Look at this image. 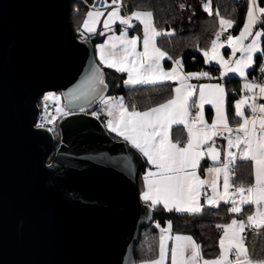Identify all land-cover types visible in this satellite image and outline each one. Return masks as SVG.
Here are the masks:
<instances>
[{
    "label": "water",
    "instance_id": "water-1",
    "mask_svg": "<svg viewBox=\"0 0 264 264\" xmlns=\"http://www.w3.org/2000/svg\"><path fill=\"white\" fill-rule=\"evenodd\" d=\"M70 1L0 0V264H136L153 221L139 198L145 159L89 113L108 85ZM49 92L67 113L57 135L37 127Z\"/></svg>",
    "mask_w": 264,
    "mask_h": 264
},
{
    "label": "snow or ice",
    "instance_id": "snow-or-ice-1",
    "mask_svg": "<svg viewBox=\"0 0 264 264\" xmlns=\"http://www.w3.org/2000/svg\"><path fill=\"white\" fill-rule=\"evenodd\" d=\"M112 3L116 7L107 13L108 18L103 21L104 28L110 30L112 23L117 20L126 28L119 36H110L104 44L97 46L101 63L108 68H115L117 72H126L128 79L124 81L125 85L178 82V86L172 90L174 96L144 111L137 110L135 105L126 106L123 98L99 96L106 105L109 117L107 129L122 137L155 169L149 170L143 177L145 190L141 193V200L149 203L151 208L162 204L165 211L188 215L201 214L206 206L219 208L221 203L229 205V213L236 214H241L245 205L255 207V211L247 215L246 219L233 218L230 223L216 225V229H222L223 234L219 239V255L214 259H204L201 246L191 236L171 235L172 224L169 221L167 227L160 228L158 256L145 264H165L169 253L171 264H264V260H254L246 245L248 231L257 236L264 233V103L257 102L258 99L264 100V83L245 80L241 92L253 94L241 95L235 102V115L241 122L236 128L231 127L225 109L226 90L223 85L197 86L189 83L192 79L208 77L209 73H185L182 61L178 58L173 60L170 71L162 67L161 61L172 57L157 47L156 40L162 35H174V31L157 30L151 11L135 10L128 16H121V0H112ZM202 6L210 16L213 15L210 0ZM101 15L103 12L100 10L87 12L82 28L88 33L96 32L95 25ZM216 15L219 17V30L211 41V48L203 51L205 63L208 64L210 60L218 63L222 69L221 77L235 73L244 78L245 69L253 65L252 54L261 51L259 38L262 33L253 32L252 29L258 23H264V7H260L257 0H247L246 18L240 34L235 37L227 35L225 43L232 49V54L241 53L235 61L223 58L220 54L223 44L218 43L223 33L233 27L234 21L219 16L218 12ZM133 19L143 25L142 52L137 51L139 38L128 36L127 29L133 27ZM249 36L252 37L251 43L245 44ZM261 72H264V65ZM93 80L102 86L100 92L106 89L102 74L95 68ZM197 87L198 99L194 96ZM206 104L215 109L210 124L204 117ZM193 107L197 109L195 114L192 113ZM246 109L250 115L246 114ZM80 110L84 111L83 108ZM92 115L98 116V113ZM45 119L47 123H52L56 118ZM174 125H183L186 129V143L171 139L170 132ZM37 127H44V124H38ZM217 137L227 140L225 149L215 147ZM205 156L211 159L213 165L219 164L206 169L212 177L210 181L201 179L197 174V168ZM240 162H251L254 183H235L233 178ZM221 176L222 191L217 183ZM206 185L211 195L204 191ZM201 197L204 199L203 204ZM156 226L160 227L159 224ZM169 240L172 241L170 246Z\"/></svg>",
    "mask_w": 264,
    "mask_h": 264
},
{
    "label": "trees",
    "instance_id": "trees-1",
    "mask_svg": "<svg viewBox=\"0 0 264 264\" xmlns=\"http://www.w3.org/2000/svg\"><path fill=\"white\" fill-rule=\"evenodd\" d=\"M121 1L123 5L121 9L122 13H131L135 10L151 11L153 13V24L157 30H163L164 32L174 31V35L157 37V46L166 52L168 56L180 59L185 73L205 71L209 73L207 77L209 81L223 83L226 90L225 109L229 117V123L231 125L238 124L240 119L235 115L234 103L242 93L241 80L235 77L221 80L219 78V67L206 64L201 51L203 48L206 49L209 47L215 33L219 29L217 12L219 16L234 21V25L228 29L227 35L237 34L244 22L247 0H210L211 11L213 12L211 16L202 6L204 3L209 2V0ZM90 2L91 0H71L69 22L78 36L90 40L95 46L96 43L102 41L103 35L99 32L85 36L80 34L84 17L83 13L88 9ZM257 3L260 7L264 6V0H257ZM181 4L184 5L183 8L180 7ZM256 28L260 29L263 33L262 51L255 56L254 67L247 73L249 80L255 77L257 70L261 69L264 63V23H258ZM119 29V25H116L114 28L115 31ZM140 29L139 23L134 22L133 27L129 28V33H140ZM163 64L166 68L170 67L171 59H166ZM102 69L104 70L108 85L106 97L120 96L128 107L135 105L137 110L144 111L165 102L172 96L174 86L172 83L165 82L157 85L128 87L124 83L125 74L106 67H102ZM41 98L38 100L39 107L41 106ZM100 104L93 109H98ZM206 112L210 115V108H206ZM97 117L103 122L101 112H99ZM53 133L55 135L58 133L57 121L55 122ZM175 133V128H173V134L175 135ZM109 134L114 139L120 140L111 133ZM178 135L180 136V140L184 139L183 130ZM57 145L58 141L55 147ZM205 163H207L206 160H204L202 165L204 166ZM146 165L147 163L145 161V165L138 176L139 191L141 187L140 175ZM233 179L236 184L242 181L251 183V163L240 162ZM228 207L229 205L223 203L220 204L219 208H209L206 206L204 211L198 215L165 211L161 205L152 208L153 221L148 227L141 230L139 241L134 247L136 264L147 262L157 257L160 228L167 227V222L169 221L172 224V234L191 236L201 246L204 259L215 258L219 254L218 240L222 231V229L218 231L216 225L230 223L233 218L246 219L247 215L251 214L253 209L252 206H245L241 214H236L229 213ZM157 224H159V228L156 226ZM246 245L254 260H264V233L257 236L248 231Z\"/></svg>",
    "mask_w": 264,
    "mask_h": 264
},
{
    "label": "rangeland",
    "instance_id": "rangeland-1",
    "mask_svg": "<svg viewBox=\"0 0 264 264\" xmlns=\"http://www.w3.org/2000/svg\"><path fill=\"white\" fill-rule=\"evenodd\" d=\"M121 2H122V1H121ZM111 5H114V4L112 3V0H91V2L88 4V6H89L88 9H86L85 12L83 13L84 17H83V20H82V24H83V21L86 19V14H87V12H89V11H95V10H100L101 12H103V15H101V16L99 17V22L95 25V27H96V32H94V33L99 32L100 34L103 33V39H102V41L96 43L95 46H94V48H95V56H96V59H97L99 65H101L102 67H104V66H106V65L103 64V63H101V61H100V56H99V53H98V51H97V46H98V45H102V44H104L105 41L108 40L110 36H113V35H115V36H119V35H120V32H121L122 30H125V28H126L125 25L120 24L119 20H117V21H115L114 23H112L110 30H106V29L104 28L103 21H104L105 19L108 18V17H107V13L109 12L107 7H108V6H111ZM246 13H247V6H246ZM246 13H245V18H246ZM124 14H126V15L128 16V15H130L131 13H124ZM83 15H82V16H83ZM120 15H121V16H124L123 13H120ZM245 18H244V22H245ZM134 22H138V23H139L140 28H141V29H140V33H132V34H131V33H129V29H127V31H128V36H129V38H131V37H138V38H139V39H138V43H137V51L142 52V51H143V43H142V38H143V25L140 24V22H139L138 20L133 19V20H132V24H134ZM244 22H243V25H244ZM82 24H81V31L83 30L85 33L89 34L88 32H86V31L82 28ZM116 25H119V26H120V29H119L118 31H115V30H114V28H115ZM243 25L241 26V28H240V30L237 32V34L232 35V36H234V37H235V36H238V35L240 34L241 29L243 28ZM252 31H253V32L260 31V32L262 33V31H261L260 29H257L256 26L252 29ZM90 34H93V33H90ZM262 36H263V33H262L261 37L259 38V46H260L261 51H262ZM226 38H227V37H226ZM213 39H215V38H213ZM251 40H252V37L249 36L248 39H246V40L244 41V43H245V44L251 43ZM225 41H226V39H225V40L222 39V40H219V41H218V43L223 44V47L220 48V54L223 56V58H224L225 60H230V61H235L236 59H239L240 56H241V53H240V52H236L235 55H233V54H232V49L228 47V45H227V43H225ZM157 47H158V46H157ZM210 48H211V44L209 45L208 48H206V49L203 48L202 51H201L202 54H203V51H204V50H207V49H210ZM161 50H162V49H161ZM261 51H259V52H254V53L252 54V57H253V65H252L251 68L245 69V74H246V75H245L244 78H241L238 74H235V73H229L227 76H225V77H221V71H222L221 66H220L218 63H216L214 60H210V62H209L208 64H211V65H214V66L219 67V69H220L219 78H220L221 80L228 79V78H230V77L239 78V79L241 80V89H242V85L245 83V80L249 81V79L247 78V73H248L249 70H251V69L254 67V64H255V56H256L258 53H260ZM210 55H211V53H210ZM203 57H204V55H203ZM174 59H177V58H172V59H171V66H170V67H167V68H166V67L164 66V64H163L164 61H165L166 59L161 61L162 67L165 69V71H170V70L172 69V67H173V60H174ZM204 60H205V57H204ZM263 65H264V63H263ZM114 70H115V69H114ZM115 71H116V70H115ZM120 73L125 74L124 81L128 79V74H127L126 72H120ZM167 82H169V83H174V84H175V85L173 86V89H174L175 87L178 86V82H177V81H167ZM217 82H218V81H217ZM164 83H165V82H164ZM189 83L194 84V85H197V86H199L200 84H221V82H220V83H216V82L209 81V80L207 79V77H201V78L198 79V80H197V79H192V80L189 81ZM221 85H223V83H222ZM223 86H224V85H223ZM244 94L252 95L251 93H241V95H244ZM174 95H175V93L172 92V96H174ZM241 95H240V97H239L237 100H239V99L241 98ZM172 96H171V97H172ZM194 96L196 97V99L199 98L198 87H197V89H196L195 92H194ZM45 97H49V99H45ZM108 97H111V96H107V97H105V98H108ZM171 97H170V98H171ZM114 98H121V97L119 96V97H114ZM170 98H169V99H170ZM237 100H236V101H237ZM236 101H235V102H236ZM263 101H264V100H263ZM225 104H226V98H225ZM234 105H235V103H234ZM154 107H155V106H154ZM206 107H210V108L212 109V116H211V117L208 116V114H207V112H206ZM51 109L54 110L56 118L59 117V116H61V115L65 112V110H64L63 107H62V100H61V97H60V95H59L58 93H56V92H49V93L44 94V95L42 96V98H41V106H40L41 116H40V119L38 120L37 124H42V123H43L42 120L45 118V116H46V114H47V111H48V110H51ZM57 109H62L63 111L58 113ZM99 109H100V108H99ZM196 111H197V109H196L195 107H193V109H192V113L195 114ZM92 113H94V111H93ZM90 114H91V113H90ZM214 116H215V109L212 108L211 105H207V104L204 105V117H205V120H206L209 124L211 123V121H212V119H213ZM238 118H239V117H238ZM240 122H241V121H240ZM240 122H239V123H240ZM239 123H238V124H239ZM238 124H236V125H231V124L229 123V125H230L231 127H233V128H236V127L238 126ZM173 128H175V131H176L175 135L173 134ZM173 128H172V130H171V132H170V137H171V139H172L174 142L179 141L181 144L186 143V141H187L186 132H187V131H186V129H184L183 125H178V126H177V125H174ZM182 130L184 131V139H183V140H180V136H179L178 134L181 133ZM109 133H110V132H109ZM112 133H113L112 135H113L114 137L119 138V139L121 140L120 136H117L114 132H112ZM219 139H220V137L217 138V141H219ZM215 141H216V140H215ZM224 141H225V143H224V149H225V148L227 147V140L224 139ZM232 150H235V149H232ZM142 157H143V156H142ZM143 158L145 159V157H143ZM203 160H205V157H204ZM201 164H203V162H202ZM208 167H209V164H207V163H205L204 166L201 165L200 167H198L199 175H200V176H202V175L204 176V172H206V168H208ZM146 170H147V169H146ZM148 170H149V169H148ZM148 170H147V171H148ZM201 170H203V174H202V171H201ZM206 173H207V172H206ZM141 176H142V174L140 175V177H141ZM208 179H209V177L207 176V177H206V180H208ZM140 196H141V194H139V198H140ZM140 200H141V198H140ZM141 201H142V200H141ZM142 202H144V201H142ZM144 203H145V202H144ZM254 211H255V207L253 206L252 212H254Z\"/></svg>",
    "mask_w": 264,
    "mask_h": 264
},
{
    "label": "crops",
    "instance_id": "crops-1",
    "mask_svg": "<svg viewBox=\"0 0 264 264\" xmlns=\"http://www.w3.org/2000/svg\"><path fill=\"white\" fill-rule=\"evenodd\" d=\"M116 5H111V6H108L107 8H108V11L110 12L111 10V8H113V7H115ZM264 7V6H263ZM120 13H122L121 12V10H120ZM123 15L124 16H127L126 14H124L123 13ZM81 32H84L83 30L82 31H80V34H81ZM90 34V33H89ZM85 35H88L87 33H85L84 32V35L83 36H85ZM104 67H106V68H108L107 66H104ZM110 69H115V68H110ZM212 82H216V83H220V82H217V81H212ZM169 83V82H168ZM173 85H175L174 83H172ZM222 84V83H221ZM140 85H145V84H140ZM140 85H126V86H128V87H133V86H140ZM112 98H114V97H112ZM125 103V102H124ZM125 105H126V103H125ZM99 108H100V111H101V113H102V116H103V122H104V125H105V127H106V121L109 119V117H108V115H107V109H106V105L105 104H103L102 102H101V104H100V106H99ZM206 108H210V107H206ZM103 110V111H102ZM210 110H211V113H210V115H208L209 117H211L212 116V109L210 108ZM245 112H246V114L247 115H250V112L246 109L245 110ZM248 112V113H247ZM236 125V124H235ZM106 129H107V127H106ZM108 130V129H107ZM108 132H110L109 130H108ZM111 134H113L112 132H110ZM186 136H187V132H186ZM121 138V140H123V138L122 137H120ZM218 138V137H217ZM217 138L215 139L216 141H215V147H217L218 149H221V150H223L224 149V143H225V141H224V138H222V137H220V139H219V141H217ZM232 151H235V150H232ZM205 160L207 161V164H209V167H211V166H219V164H217V165H213V164H210L209 162H208V160H207V156H205ZM145 161H146V163H147V160H146V158H145ZM202 162H204V160L202 159V161H201V163ZM251 163V162H250ZM202 165V164H201ZM149 169V170H151V171H155V169L151 166V165H149L148 163H147V165L145 166V168L143 169V171H142V176H141V187H140V191H139V194H141L145 189H144V180H143V177H144V175L149 171H147V170ZM207 169V168H206ZM202 171V174H203V170H201ZM197 174L199 175V171H198V168H197ZM200 176V175H199ZM209 177V181L212 179V177H211V175L210 174H208V173H206V172H204V176L202 175V176H200L201 177V179H205L206 180V177ZM217 183H218V186H220V189H221V191H222V176L220 177V179L217 181ZM251 183H254V176L252 175V182ZM204 191H206V192H208V194L209 195H211V191H210V189L208 188V186L206 185L205 186V188H204ZM201 203L203 204L204 203V199H203V197H201ZM147 204H149V203H147ZM161 206H163L162 204H160ZM245 206H248V205H245ZM244 206V207H245ZM243 207V208H244ZM252 208H253V206H252ZM223 234V230L221 231V234H220V236ZM171 235H180V234H172L171 233ZM183 236H187V235H183ZM219 239H220V237H219ZM169 246L171 245V243H172V241L171 240H169ZM218 246H219V240H218ZM158 254H159V244H158ZM219 255V254H218ZM158 256V255H157ZM231 258V257H230ZM214 259V258H213ZM256 261H258V260H256ZM139 264H145V262H142V263H139ZM165 264H171V261H170V253H169V259H167L166 261H165Z\"/></svg>",
    "mask_w": 264,
    "mask_h": 264
},
{
    "label": "built area",
    "instance_id": "built-area-1",
    "mask_svg": "<svg viewBox=\"0 0 264 264\" xmlns=\"http://www.w3.org/2000/svg\"><path fill=\"white\" fill-rule=\"evenodd\" d=\"M116 7V6H115ZM114 8V7H113ZM113 8H111L110 10L112 11V9ZM122 9V7L120 8V10ZM219 30V29H218ZM217 30V31H218ZM227 31H228V29H227ZM227 31L226 32H224L223 33V35L221 36V38H220V40H222V39H225L226 37H227ZM214 38H215V36H214ZM249 81H254L255 83H264V72H261V69H259V70H257V72H256V75H255V77L253 78V79H250ZM255 92H258V90H254ZM251 94H253V93H251ZM257 102L258 103H264V101L263 100H257ZM100 106V105H99ZM95 112V113H98L99 114V112H101L100 111V109H99V107H98V109H93L92 111H90V113L92 114V112ZM40 116H41V111H40ZM40 116H39V119H40ZM52 117H55L56 118V116H55V112H54V110L53 109H51V110H48L47 111V114H46V116H45V118H47V119H51ZM43 119L42 121H43V123L42 124H44V128H46V129H52V133H53V130H54V127H55V122L57 121V119H58V117L52 122V123H47V121H46V119ZM250 233H253L252 231H250Z\"/></svg>",
    "mask_w": 264,
    "mask_h": 264
},
{
    "label": "flooded vegetation",
    "instance_id": "flooded-vegetation-1",
    "mask_svg": "<svg viewBox=\"0 0 264 264\" xmlns=\"http://www.w3.org/2000/svg\"><path fill=\"white\" fill-rule=\"evenodd\" d=\"M64 113H66V112H64ZM64 113H63V114H64Z\"/></svg>",
    "mask_w": 264,
    "mask_h": 264
}]
</instances>
